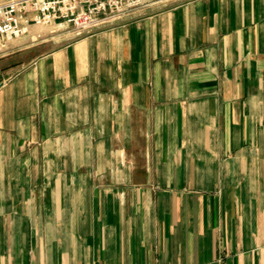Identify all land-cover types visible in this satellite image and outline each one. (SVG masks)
Returning <instances> with one entry per match:
<instances>
[{
  "label": "crops",
  "instance_id": "1",
  "mask_svg": "<svg viewBox=\"0 0 264 264\" xmlns=\"http://www.w3.org/2000/svg\"><path fill=\"white\" fill-rule=\"evenodd\" d=\"M0 264H264V0L0 42Z\"/></svg>",
  "mask_w": 264,
  "mask_h": 264
},
{
  "label": "built area",
  "instance_id": "2",
  "mask_svg": "<svg viewBox=\"0 0 264 264\" xmlns=\"http://www.w3.org/2000/svg\"><path fill=\"white\" fill-rule=\"evenodd\" d=\"M142 0H5L0 2V42L34 24L66 22L77 32L129 13Z\"/></svg>",
  "mask_w": 264,
  "mask_h": 264
},
{
  "label": "rangeland",
  "instance_id": "3",
  "mask_svg": "<svg viewBox=\"0 0 264 264\" xmlns=\"http://www.w3.org/2000/svg\"><path fill=\"white\" fill-rule=\"evenodd\" d=\"M2 1H5V0H0V2H2Z\"/></svg>",
  "mask_w": 264,
  "mask_h": 264
}]
</instances>
